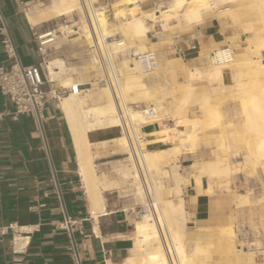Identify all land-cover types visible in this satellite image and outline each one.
I'll return each instance as SVG.
<instances>
[{"label":"crops","instance_id":"obj_1","mask_svg":"<svg viewBox=\"0 0 264 264\" xmlns=\"http://www.w3.org/2000/svg\"><path fill=\"white\" fill-rule=\"evenodd\" d=\"M31 1L0 0V65L10 67L17 58L23 66L38 65L43 63L44 58L62 61V70L56 65L53 67V72L61 71L60 76L51 77L54 83L52 86L45 83L43 89L49 91L59 86L75 85L81 88L84 85L86 91L90 84L95 83L90 65L99 67L98 59L89 57L86 41L77 37L66 39L60 36L57 41L41 50L37 36L50 28L41 22L73 10L85 13L84 9L76 7L73 0H69L68 4L62 0H52L44 9L36 5L27 7ZM89 1L91 7L99 8L104 14V8L99 7L100 0H97L98 5ZM121 1L122 7L126 8V16L140 19L144 27L141 34L134 30L125 33L121 28L125 20L122 16L119 17L122 15L121 8L116 12L117 29L123 39L134 42L130 48H137L131 54L141 52L147 45L157 48L162 51L158 53L165 56L166 71L174 64H180L184 68L182 72H185L186 67L200 64L198 54L207 46L209 47L206 49H212L214 46H223L224 40L233 42L236 39L229 38L234 28L221 23L225 17L220 8L212 11L198 26L199 37L192 38L200 45L197 58L184 61L170 57L164 48H160L161 39L149 33L151 29L146 21L149 23L150 18L151 21L156 20L159 17L157 12L166 20L175 17L174 14L165 15L161 11L168 10L174 0H170L166 7H158L148 14L150 18L146 20L143 12L149 13V9L156 6L155 1ZM139 9L143 11L141 14ZM100 11L95 13L98 15ZM107 25L110 29L108 20ZM73 31L80 33L81 37L94 45L90 34L79 28ZM188 32L191 35V31ZM5 35L13 40L17 58L9 57L6 53L3 43ZM42 51H46L47 56ZM176 58L179 59L178 63H174L177 62ZM44 71L47 73L45 68ZM48 71L50 77L51 71ZM227 72L230 73L229 83H234L235 71L229 68ZM225 75L226 71L220 75L221 81ZM67 80H71L73 85L62 84V81ZM68 95L58 101L49 94L42 118L36 119L27 113H17L15 103L0 90V264H130L127 260L135 256L134 248L140 236L135 222L142 203L125 191L121 177L115 170L117 166L124 178H130L124 172L133 164V158L128 147L118 141L121 128L88 129L87 137L91 146L88 154L82 153L62 103V98ZM79 96L83 109L106 103L83 107V100ZM166 120L170 121L169 118L162 117L139 127L137 134H148L145 137L149 139L150 149H166L172 143L168 136L165 140L158 135L148 137L167 126ZM112 138L128 151L129 164L118 165L122 153L112 151L111 145L102 144L104 140ZM94 141L98 145H94ZM196 149L197 142L194 150L182 153H195ZM92 151L95 152V157ZM190 159L183 158L180 163L184 165ZM172 171L181 179V174ZM167 173L162 170L158 174L166 195L173 203L183 200L186 209L190 207V211H199L206 193L198 192L195 186L182 185L181 193L172 195L173 187H167L164 180ZM203 185L205 186L204 181ZM138 190L141 192L139 186Z\"/></svg>","mask_w":264,"mask_h":264},{"label":"bare ground","instance_id":"obj_2","mask_svg":"<svg viewBox=\"0 0 264 264\" xmlns=\"http://www.w3.org/2000/svg\"><path fill=\"white\" fill-rule=\"evenodd\" d=\"M73 1L76 7L84 9L90 36L99 49L103 51L107 48L112 54H116L129 49L134 43L126 39L117 40L107 26L106 16L102 12L97 15L96 8L91 7L89 0ZM92 1L94 5H98L97 0ZM211 1L174 0L168 10L161 11L165 15L183 13L188 21H198L204 12L211 13ZM221 1L229 4L226 9L231 17L230 22L241 27L242 34L230 44L224 40L223 44L226 46L206 49L209 47L207 46L204 51L201 49L202 63L186 67L184 78H180L174 68V65L179 66L177 64L168 71L164 70L165 56L156 53L155 48L147 45L141 52L130 54V62L126 59L115 61L120 77L117 99L106 85L102 87L106 95V103L103 105L83 109L78 98L79 86L78 93L71 91L62 98L82 153L88 154L91 146L87 137L88 129L121 128L118 141L128 147L133 158V164L124 175L130 178L139 177L148 201V212H152L136 222L140 236L135 244V256L127 260L130 264H264V251L258 253L246 250L244 243L235 239L236 233L231 225L220 226L213 235L196 240L192 249L188 250L184 235L188 223L186 210L182 204L178 207L174 205L158 180L162 163L183 151L194 150L200 134L213 136L219 152L213 159L203 158L194 163V173L181 176L184 182L200 185L203 177L207 176L209 190L214 182L229 188L230 177L238 169L230 162L229 155L238 149L245 150L241 169H254L257 165L264 169V0ZM100 2L101 0L99 4ZM120 10L125 20L121 28L125 33L130 30L137 34L144 32L140 19L134 16L128 18L124 7ZM176 61L174 63H178L179 59ZM55 65L62 70L63 62L50 61L47 67L51 71L50 78L60 76L61 71L53 72ZM229 68L235 71V83L230 86L229 93L238 101V113H235L238 121L227 118L220 110V105L212 103L219 87L216 82ZM198 82L202 83L197 84ZM62 84L73 85V82L67 80L62 81ZM139 103H144L145 106L141 109L138 105L135 106L139 109L132 107V104ZM190 106L199 109V114L187 117ZM162 117L179 125L182 123L188 134L181 136L179 143L173 140L166 149H150L149 139L145 137L148 134H137V131L144 123L157 121ZM172 130L167 125L148 137L158 135L165 140L166 136L175 134ZM146 181L148 184H144ZM173 192H179V188H172ZM260 195L258 202L264 207V184ZM236 198L239 203H244L249 200V195L237 194ZM260 216L264 225V214Z\"/></svg>","mask_w":264,"mask_h":264},{"label":"rangeland","instance_id":"obj_3","mask_svg":"<svg viewBox=\"0 0 264 264\" xmlns=\"http://www.w3.org/2000/svg\"><path fill=\"white\" fill-rule=\"evenodd\" d=\"M52 0H32L29 3V6H39L41 9L46 8L45 5H48L51 3ZM156 2V6H152L149 10V13H144L141 9H139V12H143L146 18H150L148 14L155 11L158 7L164 8L168 5L170 0H153ZM64 3H69V0H62ZM213 5H211V12L217 11L221 8V13L224 15L225 20H223L221 23H223L224 26L227 27H233L234 32L232 35L229 36V38H236L239 39L242 34V29L238 25L232 24L230 22V15L229 12L227 13L226 7L228 6V3H222L220 0H212L211 1ZM122 1L121 0H101L99 6H103L104 9L103 12L107 17V20L109 22V27L111 31L114 33V37L117 40H122L123 36L121 32L117 29V23H118V15L116 12L122 8ZM139 7V6H138ZM96 8V12H99L100 9ZM64 9V8H63ZM147 12V11H146ZM210 12V11H208ZM65 15L51 18L49 20H46L44 22H41V24H45L47 26H50V28H57L60 29V31L67 30L69 33H73L72 37H77V39H84L89 47V57H96L95 53L93 51L92 45L88 43V41L81 37L80 33H75L73 31L76 28H79L84 33L90 34V29L88 27L87 21L85 19V13L81 10H73L70 13L64 12ZM101 13V11H100ZM218 13V12H217ZM126 14V12H125ZM134 14V13H133ZM205 14V16H204ZM210 13L204 12L202 18H200L198 21L194 20L193 23H190V21L187 20L185 15L183 13H179L178 15H175V17H170L168 20L164 18L163 15H160V12H157V15L159 17L156 18V20H152L150 18L149 23L146 21V24L148 25L149 33L151 32L155 36H158L160 40V48H164L165 52L170 57H177L181 58L184 61H189L192 58H197V50L200 45H198L194 39L197 38L200 35V31L198 30V26L201 25L202 21L209 15ZM122 15H119L121 17ZM252 20H255L252 18ZM256 23V22H255ZM108 26V25H107ZM88 27V29H86ZM188 31H191V35ZM192 36V37H191ZM244 36V35H243ZM246 36V35H245ZM71 37V38H72ZM92 38L91 36H89ZM68 39V38H66ZM235 39V40H236ZM234 40V41H235ZM148 41V39H147ZM232 43L229 41V44ZM51 44V43H50ZM91 45V46H90ZM226 46V45H224ZM136 47H132L128 50H124L119 52L118 54H113L114 57V63L117 58L126 59L130 62L131 60V53H135ZM155 52H162L161 50L155 48ZM201 53L198 54V58L200 59V63H202V58L200 56ZM202 59V60H201ZM184 64V63H183ZM179 66L174 65V68L176 71L178 70V74L180 78L185 77V72H182L184 68H181L182 65L177 64ZM186 66V64H184ZM93 70V78H99L101 76V67L94 68L92 65H90ZM230 73L226 70L225 78L221 81L220 76L219 80L216 82V85L219 87L217 88L218 91L216 97H219L220 99H213L212 103H218V106L220 110H222L223 115H226L227 118H233V120H237V108H239L238 101L233 99L229 93L231 89V85L234 84L233 82L230 84L228 81V75ZM93 79V81H94ZM202 83L198 82L197 84ZM105 86L103 84H97L96 82L92 85L88 86V89L84 91V85L80 88V97L83 100V107L91 106V105H97L106 102V95L102 90V87ZM223 86V88H222ZM221 88V89H220ZM217 102H216V101ZM219 100V101H218ZM135 105L140 106L139 108H143L145 106L144 103L139 104H132V107L135 109L137 108ZM222 106V109H221ZM190 113V114H189ZM236 113V115H235ZM199 114V109L196 107L190 106L188 108V111L186 113L187 117H194ZM238 121V120H237ZM166 123L170 128H173L172 132L175 133L172 136L170 135V140L173 142H180L181 136L188 134V132L185 130V127L182 123L177 124L173 121L166 120ZM175 129V131H174ZM177 129V130H176ZM178 133V134H177ZM176 135V136H175ZM90 139H92V136H90ZM214 138L211 135L208 134H200L197 137V149L195 153H181L176 157H173L172 159L167 160L166 162H163L161 165L160 171H164L167 173L165 175V184L167 187H173L179 188V192H173L172 195H179L181 193V186H195L200 193H206V196L202 202L201 208H199V211H190V207H187V209L184 206L183 200H180L178 202L175 201V206H181L186 210V222L187 226H185V239L187 243V249L191 250L193 245L195 244V241L198 239H204L207 236L213 235L215 231L218 230V228L222 225L223 227L225 225H231L234 229L235 239L239 242H241L246 250L254 251L260 253L261 251H264V225H262L261 216L260 214H264V207L263 205L258 202V199L262 194V187L264 184V169L260 165H257L256 168L250 169L245 168L241 169L244 162V149L242 150H235L230 152L229 158L230 162L237 166V171L230 177V184L229 188L226 189V186L223 184H219L218 182L212 183V188L209 190V178L207 176L203 177V181L205 186L202 184L197 185L198 187L192 183H186L183 180L177 178L172 170H175L177 174L189 175L191 173H194L195 170H193V165L196 162H200L203 158H209L213 159L218 154L219 150L215 146V142L213 143ZM169 142V140H166ZM102 144L105 145H111V149L114 152H121L120 155L121 160L118 161V165H124L129 164V154L128 151L121 147L113 138L111 140H104ZM94 145H98V143H95ZM93 147V146H92ZM91 147V150H92ZM168 147V146H167ZM165 148V147H163ZM93 156L95 157V152L92 151ZM191 158L190 160H187L184 165L180 163L181 159L183 158ZM128 160V161H127ZM117 167V166H116ZM115 167L116 172L121 177L122 185L124 186V189L127 193H130L135 199L139 200L142 204L147 203V198L144 193V190L142 189L143 186L138 178L132 177V178H124L123 175L117 170ZM247 169V171H246ZM250 171H252L250 173ZM144 184H148L144 182ZM189 184V185H188ZM221 185V186H219ZM138 186L140 187L141 192L138 190ZM211 191V192H210ZM237 194H248L249 200L244 203H239L237 201L236 195ZM154 193L152 192V196ZM257 197V198H256ZM153 198V197H151ZM256 199V200H255ZM251 200V201H250ZM255 201V203H254ZM200 202V201H199ZM260 203L261 205H258ZM254 204H257L256 206ZM255 207V208H254ZM150 209H146L143 212L139 213L137 221H139L142 216L147 215L152 212H148ZM261 211V212H260ZM260 218H259V216ZM260 223H259V221ZM136 221V222H137ZM135 222V226H136ZM231 223V224H230ZM234 262V261H232ZM127 264V263H126ZM134 264V263H132Z\"/></svg>","mask_w":264,"mask_h":264},{"label":"built area","instance_id":"obj_4","mask_svg":"<svg viewBox=\"0 0 264 264\" xmlns=\"http://www.w3.org/2000/svg\"><path fill=\"white\" fill-rule=\"evenodd\" d=\"M73 33L67 30L60 31L57 28H49L45 32L38 34L40 49L46 48L50 43L57 41L60 36L70 39ZM4 48L9 57L15 58L16 51L13 40L9 35L3 38ZM99 44V43H97ZM98 59L101 76L94 79L97 84H103L109 87L115 99L118 98L120 91L119 73L115 67L114 57L111 51L105 48L103 51L97 45L91 46ZM47 56L46 51H42ZM17 58V57H16ZM151 58V62H152ZM38 65L23 66L18 58L10 67L0 65V90L4 95H7L16 105L17 113H27L34 116L36 119L42 118V112L49 100V94L58 101L61 97L74 92L78 93V85L71 87L52 88L49 91L43 89V85L48 83L52 86V81L48 73L49 60L45 58ZM146 62V60L144 61ZM47 70V73L44 71ZM145 124V123H144ZM143 124V125H144ZM146 186V185H145ZM147 189V186H146ZM148 190V189H147ZM149 193V191H148ZM150 194V193H149ZM148 201L139 207V212H143L148 208ZM1 233V231H0Z\"/></svg>","mask_w":264,"mask_h":264}]
</instances>
